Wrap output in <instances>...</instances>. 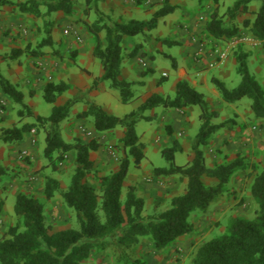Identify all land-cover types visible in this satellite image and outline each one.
Wrapping results in <instances>:
<instances>
[{
  "label": "trees",
  "instance_id": "trees-1",
  "mask_svg": "<svg viewBox=\"0 0 264 264\" xmlns=\"http://www.w3.org/2000/svg\"><path fill=\"white\" fill-rule=\"evenodd\" d=\"M209 1L213 2L215 8L207 24L208 33L219 40L239 35L238 26L225 23L219 16V0ZM257 1L260 5L254 12L253 20L245 21L244 25L254 38L264 40V0H236L233 7L228 9V14L235 19L240 13H249L251 4ZM13 5L22 14H38L40 5L46 7L47 15L56 12L69 15L73 10L71 0H0V10ZM175 9L169 0H165L164 5L150 20L127 22L114 21L95 9L98 19L92 24L85 23L93 40L94 57L100 61L103 69L101 79L109 81L111 88L119 92L122 103H130L137 98H133L131 84L120 79L121 65L127 56L135 57L143 47V43L138 44L126 53V38L141 35L145 41L148 32L156 29L159 19ZM46 32L47 38L38 45V49L29 51L15 48L10 58L16 59L26 52H30L33 57L44 56L42 49L53 44L50 27ZM235 57L237 72L241 77L238 86L228 89L217 78H212L211 81L225 103L234 104L248 98L251 100L250 110L254 117L264 119V87L251 74L247 53L238 51ZM69 88L63 82H48L44 86L43 97L48 104L53 105L51 113L46 118L37 117V120L45 128L44 155L53 164L62 162L66 154L75 152V170L68 189L61 191L59 181L50 177L45 180L43 197L51 200L60 192L64 204L74 211L79 228L52 233L46 221L43 202L34 195L20 192L14 205L15 222L0 239V264H85L95 251H109L115 264H142L140 259L131 255L134 247L142 240L149 239L155 251L160 252L180 238L194 233L192 214L205 211L211 203L220 199L232 176L244 167L239 157L227 164L207 167L201 147L208 143L211 136L229 124V121L213 123L212 119L217 114L210 109L204 94L190 86L186 80H181L176 84L173 96L153 94L137 110L124 117L109 114L94 102H88V109L79 114L80 118H91L94 130L98 133L116 128L123 131L120 142L128 155L121 159L115 172L101 177V191H98L87 182V175L93 168L91 154L99 149V142L92 139L89 142L77 140L69 143L61 136V123L69 117L72 108L79 101L78 97H73L64 104H56L57 99ZM0 92L11 102L21 106L18 111L21 117L25 111L30 113L22 91L1 71ZM193 106L200 109L199 119L202 124L191 144L192 160L185 166L175 165V153L180 148L178 142H174L169 149L163 151V156L173 164L168 169L155 170L157 175L181 174L187 179L186 189L183 194L172 198L166 211L157 216L145 217V201L136 194L134 188H130L125 200H122L124 182L131 165L130 157L133 158L135 167L139 168L145 156L136 133V125L143 118L142 113L147 110L157 107L182 110ZM29 129L28 125L4 129L0 133V141L18 143L24 139ZM168 130L173 132L172 128L168 127ZM5 172L0 164V176ZM205 176L216 178L218 183L207 185L203 180ZM251 195L258 205L256 218L233 219L225 234L197 249L192 264H264V170L255 177ZM3 205L4 201L0 200V211Z\"/></svg>",
  "mask_w": 264,
  "mask_h": 264
},
{
  "label": "rangeland",
  "instance_id": "rangeland-1",
  "mask_svg": "<svg viewBox=\"0 0 264 264\" xmlns=\"http://www.w3.org/2000/svg\"><path fill=\"white\" fill-rule=\"evenodd\" d=\"M82 1L84 0H71L72 9L73 11L75 10L74 15H67L63 12L47 15L46 7L43 5H40L38 14H22L18 12L19 17L16 20L21 22L20 25H22V28L25 27L26 31L21 30L16 33L17 37L14 39V42L16 41L15 47L11 50L19 45L21 49H29V51L38 49V45L47 38L46 30L50 27L53 44L45 46L42 51L45 56L56 60L55 63L64 68L60 76L44 75L42 77L38 69H43V67L33 62L30 52L23 54L22 57H25V59L22 62L20 61L21 64L18 65H16V60L10 58V55L5 54L4 58H1L3 56L0 54V64L6 62L11 73H13L15 68L25 69L30 66L38 71L37 75H40L38 78H28L27 81L17 79L18 84L16 86L24 94V102L30 110V113L25 111L23 117L18 114L21 109L20 105L0 95L1 120L5 121V123L3 121L0 122V133L7 128L30 126L22 141L18 143L0 141V164L6 171L4 175L0 176V190L4 193L8 187H11L17 189L19 193L27 192L38 197L43 202L46 221L52 233L71 228L77 229L79 225L74 211L64 204L60 192H57L51 200H45L43 197L47 178L51 177L59 181L61 191H66L75 170V152L66 154L62 162L54 164L49 157L44 155L46 146L45 128L38 122L37 117H48L53 106L44 100V86L48 82H63L67 84L68 81H72L69 85L71 88L56 101V104L60 105L73 97L79 98L69 117L61 123V136L64 141L69 143H74L77 140L89 142L92 139L99 142V149L91 154L93 168L87 175V182L98 191H101V177L115 172L119 168L121 159L128 155L120 142L122 137H120L121 128L98 133L94 130L91 118H80L79 114L84 111L85 107L88 109V102H94L103 106L108 113L124 117L137 110L140 104L144 102L147 95H140V93L147 92L152 94L159 91L155 86L156 81L162 83L161 87L168 94L166 97L173 96L174 91L172 88L178 79L173 63L177 62L182 67L186 66V60L183 58L182 53L183 45L180 46L176 42L171 47L162 42L156 50L152 51L151 55H148L151 71L148 73L149 69L145 70V73H148L143 79L146 83V88L142 91L141 88L139 89V83L132 84L133 98L138 97L137 100L130 103H122L119 92L111 88V83L103 81L101 78L98 81L97 77L99 74L93 78V73L80 66L77 55L74 54L71 46L63 43L64 39L68 38V34L79 37V34L71 31L70 25H66L62 29V24L81 20L80 14L83 13V5L86 4L88 11H94L89 17L85 16L86 18L82 19V24H85L84 21L92 24L98 19L95 12L96 0H90L89 2L86 0L87 3L83 2L84 4ZM183 1H186V5ZM235 1L219 0V16L225 23L239 27V37L251 38L253 36L249 33L244 22L253 20L254 12L259 8L260 2L257 1L251 4V12L240 13L235 19H232L228 14V9L233 7ZM147 4L156 5L150 1H147ZM173 4L177 5L176 9L160 18L157 28L152 31L154 36L161 38H158L159 42L165 38L173 37L175 28L186 18L185 8L192 17L194 16V0H173ZM10 8L7 7L8 10ZM208 8L211 11L214 10L215 5L212 1H209ZM138 16L140 20L146 19L148 21L151 19L150 15L147 16L144 13H138ZM13 29L10 24L3 28L1 32L3 41L8 38L12 39L10 34ZM139 37L144 39V36L141 35L136 36V39ZM150 37L147 34L145 42H148ZM255 39L258 42L257 45H253L249 41L235 45L233 49L235 53L244 51V44H248V51H250L251 55H255L258 52L260 59L257 58L255 64L250 60L248 66L253 76H255L253 72L255 66L262 71L259 77H255L264 87V64L259 65V60L264 61V40ZM232 41L233 37L223 40L225 46L230 45ZM20 73L21 70L16 73V76L19 77ZM164 73L168 77H164ZM87 79H89L91 84L87 82ZM132 80L140 81L138 78H133ZM240 81L241 77L237 69L233 67L232 76L226 83L227 88H236ZM90 85L92 86L90 87ZM75 90L77 91L76 95L71 93V91ZM200 91L206 94L208 98H212L209 104L210 109L217 114L212 119L213 123L220 124L229 121V124L211 136L208 139V143L201 147L207 167L214 168L221 164H227L237 160L238 157L243 161L244 167L232 176L220 199L211 203L205 211H196L192 214L191 221L195 225V231L185 240L174 242L160 252L155 251L149 239L142 240L134 247L131 255L140 259L142 264H192V259L197 249L206 242L225 234L233 219L254 220L257 216L258 205L251 195V187L255 177L264 170V119L254 117L250 110L251 100L248 98H243L234 104H227L221 97H212L205 89ZM164 111L163 107H157L154 110H147L142 113L143 118H140L136 125V133L139 137V143L142 144L145 156L139 168L135 167L134 160L130 157V170L122 190V200H125L130 188H134L136 194L144 199L145 217L157 216L166 211L171 205L172 198L184 193L187 186L185 177L181 174L171 176L157 175L155 170L168 169L173 164V162L163 156V151L164 149H169L174 142H178V147L180 148L175 153V165L185 166L190 163L193 158V151L190 147L187 148V151L186 149L184 150L182 144L187 142L191 146L202 124L199 119L200 109L195 106L190 107L187 110V116L191 125L186 131L185 140H181L180 136H178L179 138H174L175 132L170 133L164 122ZM175 111L177 112V110ZM33 129L36 130L37 137L35 145L29 143L30 133ZM180 132L182 133L184 130ZM26 146H29V154L24 157L22 156V151L27 148ZM38 179H40L39 183ZM203 180L207 185L218 183L216 178L208 176H205ZM35 183H38L39 191L30 192L33 190ZM15 201L16 195L13 193L8 194L5 205L7 214L14 216ZM85 264H115V262L109 251H95Z\"/></svg>",
  "mask_w": 264,
  "mask_h": 264
},
{
  "label": "crops",
  "instance_id": "crops-1",
  "mask_svg": "<svg viewBox=\"0 0 264 264\" xmlns=\"http://www.w3.org/2000/svg\"><path fill=\"white\" fill-rule=\"evenodd\" d=\"M12 1L23 2L24 0H12ZM147 1L148 0H143V1L141 0H96V9H98L100 12L104 13L105 15L110 16L112 20L114 21H126V22L130 20L147 21L146 19L140 20L138 13H144L147 16L150 15L152 18L154 13L157 12L164 5L163 3L165 2V0H150L152 4L153 3L156 4L154 6L147 4ZM83 2H86V0L82 1V3ZM169 2L172 6L177 7L176 4H173V0H169ZM183 2L186 5V1H183ZM208 3H209V0H194V16L193 17L191 16L189 12H187L185 8V12L187 13L186 18L182 22H180V24L175 28L174 30L175 32L173 34V37L171 38H165L159 42L158 38L160 37L156 35L154 36L152 31L148 32V34L151 36L148 42H145L142 37H139L138 39H136V36L126 38L124 42V48H125L126 53H129L130 51H132L136 45L143 43V47L139 50V53H137L135 57L127 56L121 65L120 79L131 84V91H133L132 84H135V83L140 84L139 89L141 88L142 91H144V89L146 88V83L144 82L143 79L151 71V67L149 65L150 59L148 55H151L152 51H154V49L156 50L157 47L162 44V42H164V44L171 46V47L177 42V44H180V46L183 45L182 53H183V58L186 60V66L182 67L177 62L175 63V65L173 64L178 74V79L172 88L174 91L173 94H175L176 84L181 80H186L190 86H192L199 92H201L200 91L201 89H205L206 91L210 93V95H212V97L214 98L221 97L211 80L212 78H217L226 84L232 76L233 67L237 69V62H236V57H235V50L233 49V47L225 46L224 45L225 42H223V40L215 39L207 31V24L213 12L209 10ZM7 7H11V8L8 10ZM13 9H16V6L14 5L5 6L3 7L2 10H0V54H2L3 56L1 58H4L5 54H8L9 56L10 53L12 52L11 49L15 47L14 44L16 41L14 42V39H16L17 37L16 33H19L21 30H23L24 32L26 31L25 27L22 28V25H20L21 22H18L16 20L19 17L18 11L17 10L14 11ZM86 10H87V13L85 12ZM250 10H251V7H250ZM74 11L72 10V13H71L72 15H74L75 13ZM93 11L92 12L88 11V7L85 4L83 5V13L80 14L81 20H79L78 22H73V23L71 21L64 22L62 24L63 25L62 29H64L66 25L67 26L70 25L71 31L79 34V37L71 36V34H68L69 35L68 38L64 39L63 43L68 44V46H71L72 50L74 51V54L77 55L80 66L88 70L89 72L93 73V78L97 74H99V76L97 77L99 81V78H101L103 75V69H102L100 61L96 57H94V54H93L94 44H93L92 37L88 33L86 25L82 24L83 23L82 19L86 18L85 16L89 17L93 13ZM84 22L89 23L88 21H84ZM9 24L14 28L12 33L10 34L12 39L8 38L9 41L8 39L3 41V35L1 32L3 31V28L5 26H8ZM240 38L241 37L236 35L233 37V40L238 42V39ZM54 41L56 40L54 39ZM19 46L17 48H20ZM244 47L245 48H243V50L248 55L247 62L251 60V62L255 64L256 59L257 58L260 59V55H258V52L255 55H251L250 51H248L249 50L248 44H244ZM216 48L227 50L228 55L225 60L218 59V56L215 52ZM22 56L16 59H12V60H16V65L21 64V62L25 59V57H22ZM31 59L34 60L33 62H36L37 64L43 67V69H38V71L41 72L42 77L44 75H47V76L59 75L60 76L62 74V70H64V68H61L62 67L61 65L55 63L56 60H53L50 57H47L45 55L40 56V57L31 56ZM259 62H260L259 65L264 64L263 60H259ZM127 63L129 65H125ZM147 68L149 69V72L145 73V70ZM17 69L15 68L13 73H11L8 70V64L6 62H3L0 64L1 73L15 85L18 84L17 83L18 78L22 79L23 81L24 80L27 81L28 78L40 77V75H37L38 71L35 70L34 68H31L30 66L25 69H18L19 71ZM20 70H21V73L19 74V77H17L16 73L20 72ZM253 72L255 76L259 77L262 71L257 66H255ZM164 77H168V75ZM133 78H138L140 79V81L137 82L136 80H132ZM71 82L72 81H68L67 84L70 85ZM87 82L90 83L89 79H87ZM91 86L92 85H90V87ZM155 86L157 89H159L157 93L148 94L147 92H142L140 93V95H147L146 99L152 96L153 94H157L163 97H166V95H168L166 91L164 90V88L161 87L162 83H160V81H156ZM76 92H77L76 90L71 91V93L74 95H76ZM0 95L3 96L1 92H0ZM204 96L208 104H210V100L212 98H208L206 94H204ZM101 107L105 110L103 106ZM189 108L190 107L182 109V110H177V112L174 109H165L163 113L164 122L167 127L172 128V131L175 132L174 138H179L178 136H180L181 140H185L186 131L188 127L191 125L189 117L187 116V110ZM85 109L86 107L84 108V110ZM1 116L2 115L0 114V122L3 121L1 120L2 118ZM3 122L5 123V121ZM181 130H184V132L181 133L180 132ZM122 132L123 131L121 129L120 137L122 136ZM189 147L191 148L190 143L184 142L182 144V148L184 150L186 149V151L188 150L187 148ZM26 149H29V146ZM39 182H40V179H38V183ZM38 183L34 184V188L30 192H36L37 190L39 191ZM124 186H125V183H124ZM12 193L17 196L19 192L17 191V189H13L11 187H8L6 191H4V193L1 192L0 190V200L4 201L3 208L0 211V239H2V237L7 232L8 228L14 222V216L9 215L5 212L7 196L8 194H12ZM24 193H27V192H24ZM187 237L188 236L180 238L176 242L183 241Z\"/></svg>",
  "mask_w": 264,
  "mask_h": 264
},
{
  "label": "built area",
  "instance_id": "built-area-1",
  "mask_svg": "<svg viewBox=\"0 0 264 264\" xmlns=\"http://www.w3.org/2000/svg\"><path fill=\"white\" fill-rule=\"evenodd\" d=\"M148 1H150V0H148ZM251 42V43H253V45H257V41H256V39L255 38H253V37H249V38H247V37H241L240 39H238V42H236L235 40H233L232 41V43L230 44V45H228L229 47L231 46V47H233V46H235V45H238V44H241V43H247V42ZM215 52H216V54H217V56H218V59H220V60H225L226 58H227V55H228V52H227V50H223V49H219V48H216L215 49ZM163 76H167L166 74H164ZM1 102V101H0ZM3 104V103H2ZM31 138H30V144L31 145H35L36 144V142H37V137H36V130L35 129H33L32 131H31ZM28 154H29V150L28 149H24L23 151H22V156H28Z\"/></svg>",
  "mask_w": 264,
  "mask_h": 264
}]
</instances>
